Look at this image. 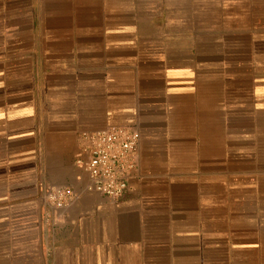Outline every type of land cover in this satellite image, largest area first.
Wrapping results in <instances>:
<instances>
[{"label": "crops", "instance_id": "crops-1", "mask_svg": "<svg viewBox=\"0 0 264 264\" xmlns=\"http://www.w3.org/2000/svg\"><path fill=\"white\" fill-rule=\"evenodd\" d=\"M107 126L117 200L76 165ZM0 264H264V0H0Z\"/></svg>", "mask_w": 264, "mask_h": 264}, {"label": "built area", "instance_id": "built-area-1", "mask_svg": "<svg viewBox=\"0 0 264 264\" xmlns=\"http://www.w3.org/2000/svg\"><path fill=\"white\" fill-rule=\"evenodd\" d=\"M76 165L87 175L86 191L119 199L137 171L139 131L132 126H107L79 134ZM76 196L69 188L45 187L43 205L51 212L68 208Z\"/></svg>", "mask_w": 264, "mask_h": 264}]
</instances>
